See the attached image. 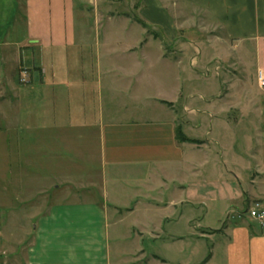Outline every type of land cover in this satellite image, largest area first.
<instances>
[{
  "label": "crops",
  "instance_id": "0c3cea01",
  "mask_svg": "<svg viewBox=\"0 0 264 264\" xmlns=\"http://www.w3.org/2000/svg\"><path fill=\"white\" fill-rule=\"evenodd\" d=\"M77 1L0 0V49L17 50L21 58L25 43L28 62L40 69L32 76L28 130H17L18 124L12 129L29 131L30 147L38 149L31 168L42 166L45 147L54 149L50 162L66 179L100 181L93 190L71 191L53 202L25 240L5 234L0 210V264H134L149 254L152 264H264L258 225L239 219L240 231H214L196 218L198 206L207 215L214 204L239 201L236 211L247 196L264 199V92L258 81V72L264 73V0H143L138 15L161 31L159 42L119 18L118 5L133 8L137 0H88L92 11ZM101 5H108L105 17ZM78 12L94 17L95 35L77 27ZM210 29L222 37L199 41L213 34ZM182 32L198 38L182 43ZM172 51L180 54L168 56ZM210 67L215 77L201 74ZM73 92L78 102L68 111H46L50 98L68 103ZM182 128L200 143L178 141ZM242 131L254 133L258 161L239 200L196 188L201 177L240 181L211 154L222 138L233 140ZM144 210L155 215L126 231L128 220ZM147 241L174 250L175 261L149 253ZM204 241L211 247L201 263Z\"/></svg>",
  "mask_w": 264,
  "mask_h": 264
},
{
  "label": "rangeland",
  "instance_id": "374dc122",
  "mask_svg": "<svg viewBox=\"0 0 264 264\" xmlns=\"http://www.w3.org/2000/svg\"><path fill=\"white\" fill-rule=\"evenodd\" d=\"M137 1L138 2L133 5V8L129 4L125 3L118 5V11L122 13L119 18L124 23H132L147 29L149 32V39L151 41H161L163 39V34L161 31L157 28L145 25V23L140 19L137 11L143 6V0ZM77 2H80L81 4L86 3L83 5L77 4L78 7L85 6L84 11H92V5H89L88 0H78ZM107 7L108 5H101V8L104 12V17L106 16L105 12L108 10ZM77 14V27L83 26L89 30H93L94 35L99 31V27H97L98 24L95 23L94 17H81L79 12ZM104 19L102 20L103 26L105 24ZM110 26L121 29L115 24H111ZM209 31H213V34L209 35L206 33L204 37L200 38L199 41L207 42L211 38H216L219 36L222 37V34L218 29H210ZM192 38L196 40L198 37L194 36L193 33L190 32H182L179 41L184 43L193 40ZM166 43L169 44L170 42L166 40ZM22 46L24 47L22 54L20 55L21 58H18L19 52H17V50L13 51L8 48H1L2 50L0 49V124L4 123L6 127L5 132H0V210L5 214V234L12 237H22L25 240L27 237L31 236L32 225L36 223V219L46 214V211L49 209V206L53 204V202L55 203L57 199L71 191L72 194H75L78 190L82 189L93 190L94 187H99L100 181L96 178L87 179L84 181L66 179L65 176L60 174V171H58L60 173L54 171L59 165L50 162L52 161L50 160L51 156L56 157V153L54 154V149H46L45 147L41 148L42 156H44V159H40L42 160V166L35 167L34 165L35 169L31 168L32 166L29 163V159L33 153L35 154V152L38 151V149L30 147L31 138L29 131L21 133V131L12 130L17 124L19 125V127L17 126V130H20V127L22 129L28 130L30 123L29 111L31 108L29 93L31 87L34 84L32 76H35V71L37 70L34 64H30L28 62L26 51H28L29 48H25V43H23ZM31 47L34 48L33 46ZM57 51L59 50H49V52L53 55H56ZM47 54L48 52L43 54L46 62L49 60V55ZM179 54V52L174 51L167 52V55L172 57H176ZM188 54L191 55L190 53ZM152 55H154V53ZM152 60L156 61L157 58L154 56L152 57ZM186 60L190 59L187 57ZM207 60L208 59H205V61ZM57 61L58 63L61 61L60 56L57 57ZM46 64H48V62ZM59 64L61 65L57 67L63 69L62 63L60 62ZM213 68L214 67H210V72L209 70L202 71L201 74H208L211 77H215L213 74ZM150 86L151 88L155 87V84L151 83ZM71 90H76V87H71ZM73 94V98H70L71 95L69 96L68 103L67 99L65 101L56 97L50 98L49 105L46 106V111L52 113H57V111H59L58 113L68 111V108L71 107L70 104L78 102L77 93L73 92ZM64 102H66L68 106H65ZM181 106L183 108V101ZM1 127L3 128V126H0V128ZM180 130L189 143H200L187 138L183 132V128ZM194 134L197 137H200L204 134V132H197ZM236 134L237 136L233 140H227L224 137L221 139V144H214V153L211 154V157L219 158V160H221V164L223 159L227 167L231 171H235V173L239 176L240 181L233 180L232 178L226 180L219 177H212L211 179H207V177H201L198 178V181L193 182L196 183V188L200 189L203 187V190H207L213 194H221L224 192L225 194H229L232 197H238V200L243 195L244 191H246L245 189L247 188L246 185L248 182V176H250L257 167L256 162L258 161V157L256 154L257 150H255L256 141L254 140L255 137L253 132L242 131L237 132ZM222 135L225 136V133ZM75 143H77L76 140ZM233 143H235V145H233ZM57 151L60 153L61 149L59 148ZM40 155L41 153L38 156ZM73 155L77 154L74 153ZM204 158V154H198L199 160H204ZM47 161H49V163ZM212 167L213 166L209 167L210 171H212ZM231 183H234L233 186ZM56 186H58L57 190L55 189ZM17 191L22 194L19 196ZM258 202L264 204V199H255L252 196H247L244 198V201L241 202V206L236 208V211H234L232 207H236L239 204V201L223 205L214 204L208 208L209 214L207 215V209L205 207L201 208L198 206L196 218L199 223L202 222L204 227H209L214 231H220L225 226L230 227V229L233 231H240V229H236L240 226L241 221L239 219H243L247 222H253V224L258 225L257 222L249 216V210L253 208ZM153 215L155 214H150L145 210L135 213L134 216L131 217L132 219L128 220L129 222H127L128 224L126 225L129 228L127 227L126 231H129V229L132 230L134 227L137 230L136 225H134L132 228L131 224H136L137 222H147L148 219L153 218ZM179 227L176 228H178L180 231ZM182 231H184V229H182ZM203 231H206V233L209 234L212 233L209 230ZM217 239L225 242V237L223 235H220L217 237ZM133 246L137 245L134 244ZM143 246L148 250L149 253H155L160 257L167 256L166 258H168L171 262L175 261L173 258L175 254L174 250L163 251L162 244L159 242L153 243L151 241H147ZM210 247L211 242L206 241L199 245L197 257L201 263L204 261V255L209 253ZM153 260V256L149 254L146 257H140L136 261H133V263L152 264L156 262H153Z\"/></svg>",
  "mask_w": 264,
  "mask_h": 264
},
{
  "label": "built area",
  "instance_id": "2783aa9c",
  "mask_svg": "<svg viewBox=\"0 0 264 264\" xmlns=\"http://www.w3.org/2000/svg\"><path fill=\"white\" fill-rule=\"evenodd\" d=\"M258 81L260 88L263 89L264 92V73L259 71L258 72ZM249 216L254 221L257 222L259 228L264 230V204L263 203H256L253 208L249 210Z\"/></svg>",
  "mask_w": 264,
  "mask_h": 264
},
{
  "label": "trees",
  "instance_id": "16d2710c",
  "mask_svg": "<svg viewBox=\"0 0 264 264\" xmlns=\"http://www.w3.org/2000/svg\"><path fill=\"white\" fill-rule=\"evenodd\" d=\"M37 70L39 71L40 69L37 68ZM177 139L182 143L188 142V140L183 136L180 129H177Z\"/></svg>",
  "mask_w": 264,
  "mask_h": 264
}]
</instances>
